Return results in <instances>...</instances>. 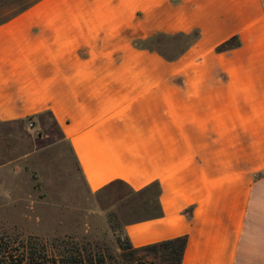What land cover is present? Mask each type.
<instances>
[{
	"label": "crops",
	"instance_id": "1",
	"mask_svg": "<svg viewBox=\"0 0 264 264\" xmlns=\"http://www.w3.org/2000/svg\"><path fill=\"white\" fill-rule=\"evenodd\" d=\"M182 33L174 59L141 45ZM43 112L90 194L155 186L134 247L185 235L181 264H264V0L33 1L0 22V121Z\"/></svg>",
	"mask_w": 264,
	"mask_h": 264
},
{
	"label": "rangeland",
	"instance_id": "2",
	"mask_svg": "<svg viewBox=\"0 0 264 264\" xmlns=\"http://www.w3.org/2000/svg\"><path fill=\"white\" fill-rule=\"evenodd\" d=\"M33 1L0 0V22ZM183 46L181 38L168 37L161 48L174 54ZM155 192L135 194L115 182L90 194L50 114L0 121V235H37L56 252L114 255L109 264H139L140 257H153L124 258L121 242L127 222L157 212Z\"/></svg>",
	"mask_w": 264,
	"mask_h": 264
},
{
	"label": "trees",
	"instance_id": "3",
	"mask_svg": "<svg viewBox=\"0 0 264 264\" xmlns=\"http://www.w3.org/2000/svg\"><path fill=\"white\" fill-rule=\"evenodd\" d=\"M168 37L181 38L184 40V46L174 54L166 53L163 51L161 46L164 45L165 38ZM196 38L197 33H182L174 36H157L141 45L150 49H156L167 59H174L185 51V49L193 41H195ZM230 45V43L225 44L221 48L229 47ZM44 114L50 113L43 112L39 114L37 118H40V116ZM55 123L57 124L56 121ZM154 187L155 186H153V188ZM133 193L140 194L146 192ZM155 196L157 212L150 215L151 217L161 214L158 202V192H155ZM186 244L187 236L183 235L147 244L141 247H134L126 233V242H121V248L123 250L122 256L130 260L134 259L140 253H146V255L153 257V260H145V258L140 257L139 264H181ZM0 257V261L3 264H109V260H116L114 255L109 256L108 259V257L104 254L85 255L81 251L68 253L65 251L56 252L54 249H50L46 241L40 236L23 234L10 235L5 233L0 235Z\"/></svg>",
	"mask_w": 264,
	"mask_h": 264
}]
</instances>
